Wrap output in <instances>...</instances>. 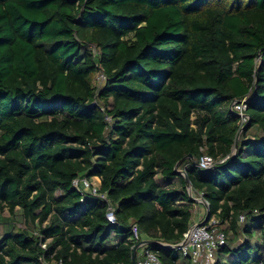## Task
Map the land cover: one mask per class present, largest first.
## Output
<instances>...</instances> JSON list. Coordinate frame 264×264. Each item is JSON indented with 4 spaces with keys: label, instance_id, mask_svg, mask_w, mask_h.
I'll return each mask as SVG.
<instances>
[{
    "label": "trees",
    "instance_id": "trees-1",
    "mask_svg": "<svg viewBox=\"0 0 264 264\" xmlns=\"http://www.w3.org/2000/svg\"><path fill=\"white\" fill-rule=\"evenodd\" d=\"M182 172L226 237L212 264H264V0H0V264H133L132 223L196 264L154 242L193 224Z\"/></svg>",
    "mask_w": 264,
    "mask_h": 264
},
{
    "label": "built area",
    "instance_id": "built-area-1",
    "mask_svg": "<svg viewBox=\"0 0 264 264\" xmlns=\"http://www.w3.org/2000/svg\"><path fill=\"white\" fill-rule=\"evenodd\" d=\"M93 48L94 52H96L95 47ZM104 78L105 75L102 72L97 76V80L99 82ZM248 100V96H245L242 99H235L231 103V109L239 114L242 123H245L248 120V115L246 114ZM215 163V160L210 155L204 154L199 160V167L212 168ZM182 174L184 175V172H182ZM95 178H97V181ZM73 185L82 193L86 191L90 192L92 195L108 202V219L111 222L116 221L115 208L110 203L107 193L101 192V179L99 177H94L92 179L87 177H78L73 180ZM188 190L190 195L195 200H199V202L207 205V201L201 195H195L193 193L191 186H189ZM243 220L244 216L242 215L240 217V221ZM199 223L193 222L190 228L184 233L183 238L178 243L173 244V246L176 245L174 249H178L184 255H189L192 261L196 264H212L215 260L216 249L225 244L226 237L224 232L217 230V221L215 219L211 220L209 223L205 222L201 225H198ZM131 230L133 238L138 241V243L144 240L141 239L140 228L137 223H132ZM148 244L141 243L136 254L137 263L164 264L152 250L148 249ZM43 247H46V244H43Z\"/></svg>",
    "mask_w": 264,
    "mask_h": 264
},
{
    "label": "water",
    "instance_id": "water-1",
    "mask_svg": "<svg viewBox=\"0 0 264 264\" xmlns=\"http://www.w3.org/2000/svg\"><path fill=\"white\" fill-rule=\"evenodd\" d=\"M238 139H239V134L237 135L236 144H235V149H234V150H235L234 154L236 153L237 148H238ZM188 157L192 158L191 155H189ZM185 158H186V157L182 158L181 160H179V161L177 162V164H176V169L178 168L179 164H180ZM194 163L199 167V161H198V160H194ZM214 167H217V166L214 165L212 168H214ZM212 168H201V170H202V171H208V170H210V169H212ZM184 176H185V178H186V182H187V184L190 186V181H189V179H188V177H187V175H186L185 172H184ZM208 219H209V208H208V205H207V214H206V217H205L204 221H203V222H200L198 225H201V224L207 222ZM152 242H153V241H151V240H142L141 242L137 243V244L134 246L133 251H132V262H133V264H138V263H137V260H136V254H137V250L139 249L141 243H147V244H148V243H152ZM154 242H155V243H158V244H160V245H162V246H165V247H171V248H174V247L176 246V245L173 246V245L166 244V243H162V242H158V241H157V242L154 241Z\"/></svg>",
    "mask_w": 264,
    "mask_h": 264
},
{
    "label": "crops",
    "instance_id": "crops-1",
    "mask_svg": "<svg viewBox=\"0 0 264 264\" xmlns=\"http://www.w3.org/2000/svg\"><path fill=\"white\" fill-rule=\"evenodd\" d=\"M97 181V178H95ZM196 203L194 204V217H193V222H201L204 220V218L206 217L207 214V206L201 202H199V200H195ZM144 240H148V239H144Z\"/></svg>",
    "mask_w": 264,
    "mask_h": 264
},
{
    "label": "rangeland",
    "instance_id": "rangeland-1",
    "mask_svg": "<svg viewBox=\"0 0 264 264\" xmlns=\"http://www.w3.org/2000/svg\"><path fill=\"white\" fill-rule=\"evenodd\" d=\"M0 215L4 216V217L10 216L8 208H5L3 210L0 209ZM15 225L17 227H21V228H25L26 227L25 221L21 218V216L17 217V220L15 221Z\"/></svg>",
    "mask_w": 264,
    "mask_h": 264
}]
</instances>
